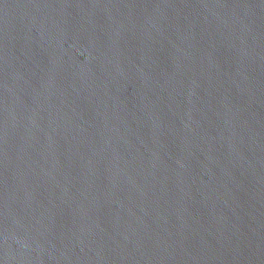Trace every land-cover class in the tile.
Masks as SVG:
<instances>
[{"label": "water", "instance_id": "obj_1", "mask_svg": "<svg viewBox=\"0 0 264 264\" xmlns=\"http://www.w3.org/2000/svg\"><path fill=\"white\" fill-rule=\"evenodd\" d=\"M0 264H264V0H0Z\"/></svg>", "mask_w": 264, "mask_h": 264}]
</instances>
